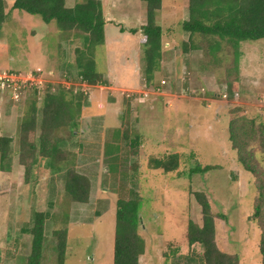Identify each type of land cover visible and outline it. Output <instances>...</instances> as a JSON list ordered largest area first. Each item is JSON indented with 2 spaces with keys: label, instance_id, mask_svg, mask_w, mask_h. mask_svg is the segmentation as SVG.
<instances>
[{
  "label": "rangeland",
  "instance_id": "1",
  "mask_svg": "<svg viewBox=\"0 0 264 264\" xmlns=\"http://www.w3.org/2000/svg\"><path fill=\"white\" fill-rule=\"evenodd\" d=\"M79 1L82 0H66V5L73 6ZM100 1L104 5L105 19L112 24L115 21L119 26L127 28V20L130 19L128 12L131 15L141 12V22H144V4H140V0ZM129 1L136 2L130 9ZM11 3L12 0H5L6 11H11ZM187 17L188 0H162L156 20L164 29H174L178 42L172 48L169 44L164 45V51H167L163 60L175 62L179 77L182 73L187 84L190 82L196 86L199 84L196 82H200L197 88L204 87L216 92L217 100L213 104L212 100L207 102L211 108L200 102L199 106L180 109L181 99L164 98L158 94L161 90H154L157 93L153 94L155 96L148 93L153 98H149V101L143 91L130 90L135 85L129 80L138 79L135 74L137 63L140 62V68L144 67L141 43L134 34L127 36L129 39L120 37L118 40L113 35L109 36L111 40H105L95 48L93 58L97 71L104 76L110 70L109 74L115 75V79L120 81V87H116L111 82V76L109 86L115 95L120 96L119 104L123 113L119 115L118 112H111L114 107L111 108V102H107L109 111H106L104 122L107 123V129L111 125H120L125 117V105L128 103L124 93H140L137 100L142 102L135 100L132 106L142 111L140 117L139 112L137 115V129L140 132L138 137L146 148L133 157L130 155L129 144L124 143L116 173L109 170L104 161L96 160V168L99 166V170L94 177H90V197L85 203L69 202L63 193V181L58 174L51 175L50 172L42 171L38 180L42 179L43 182L39 183L33 173L30 181L26 182L24 168L17 165L18 159L15 157L9 182L11 187L4 194H0V264H26L30 237L22 233L21 229L29 224L35 208L43 211L50 209L47 203L50 195H54L55 199L59 196V201L67 205L72 203L69 207V222L65 225L62 221H57L58 227L68 229L64 264H113L116 203L119 198L138 199V233L145 242V252L140 257V264H202L203 248L198 245L189 246L185 239L189 220L199 225L202 223L201 208L194 198V191L207 194L214 215L222 213L227 216V220L215 217V240L218 247L237 255L239 264L261 263L257 247L259 229L252 217L254 200L259 196L257 188L262 185L264 189V175L257 179L252 172L245 169L239 157L247 165L264 171L261 168L264 167V38L241 42L240 71L236 81L238 88L230 99L228 95L222 96L226 89L223 85L226 83L224 69L231 65L230 54L228 60H222L227 54V46L216 52V56L222 61L221 66L209 67L205 61H213L216 57L207 52V40L200 38L199 43L203 49L193 50L188 55L191 64L189 67L184 66L182 59L186 57L181 53L180 42L187 40L188 35L179 28L180 23ZM142 25L139 24L140 29H137L141 39ZM82 40V33L64 31L54 21L46 23L38 15L11 11L0 30V72L13 71V75L18 77L32 73L37 78V83H40V88L37 94L33 89L22 94L20 102H15L16 99L10 95L8 89L0 92V136H17L16 130L26 113L28 101L35 98L39 110L47 87L53 90L60 85L76 93L79 86L80 92H87L84 99L89 97L92 85L73 80L78 78L77 68L64 66L70 60L71 65L75 64V48L82 46ZM168 69L165 67V73L169 72ZM170 70L174 72L173 67ZM199 70L210 73V78L200 79ZM143 73L141 77L144 78ZM155 76L159 85V72ZM161 77L164 79V86L172 82L170 72L161 74ZM69 78L72 80H68ZM176 79L175 85L180 83V78ZM148 104L154 107L153 111H150ZM98 106L104 107L101 103ZM234 106L245 109L247 119L254 120L256 124L250 127L248 123L237 128L231 132L234 141H230L228 112ZM38 115L37 131L40 130L39 112ZM128 121L132 122L127 115L124 130H129ZM96 123L91 122L90 127H94ZM90 127L87 128L88 131L93 130ZM136 133L138 131L135 128L132 130L133 136ZM81 136L82 134L75 135V140L72 141L78 142ZM104 137L107 138L106 135ZM87 141L88 139L83 145ZM76 144L74 146L67 143L66 147L63 146L71 155L62 167L75 166L84 173L83 168L76 167L77 160L90 159L93 152L80 153L81 146ZM234 145L237 151L233 149ZM175 153L180 157L176 171L169 172L152 167L150 158H166ZM134 163H138L136 171L132 168ZM196 165L197 170L205 166L212 168L205 172L192 171ZM34 171H37V167ZM97 199L101 205H97ZM59 208L58 204L53 207L54 212H58ZM45 237L43 264H56L57 238L51 231Z\"/></svg>",
  "mask_w": 264,
  "mask_h": 264
},
{
  "label": "trees",
  "instance_id": "2",
  "mask_svg": "<svg viewBox=\"0 0 264 264\" xmlns=\"http://www.w3.org/2000/svg\"><path fill=\"white\" fill-rule=\"evenodd\" d=\"M144 4V24L141 26L142 39L140 40L144 56V81L147 91H154L159 86L155 80L156 72L160 71L162 52L165 45V37L174 35V29H164L156 20V14L162 7V0H141ZM11 11H19L31 15H38L49 23L56 22L57 26L64 31H76L83 34L82 46L75 48V66L77 68V79L88 85H104L106 83L102 73L96 69V61L93 58L95 48L105 41V16L102 1L82 0L73 6H67L66 0H12ZM11 11L5 10V0H0V30L9 18ZM115 23V22H114ZM180 31L188 35L187 40L180 42L183 54L193 50L203 49L199 39H206V49L215 60L207 59L205 63L220 67L222 61L216 56L223 46H227L225 59L230 54V64L225 67L226 88L224 92L230 99L238 88L237 75L240 71V44L243 41H256L264 38V0H188V17L180 23ZM174 30V31H173ZM178 29H176L177 31ZM132 32H136L133 30ZM174 32V33H173ZM213 57V58H214ZM13 73V71H9ZM232 78V79H231ZM68 80H72L69 78ZM72 82V81H71ZM160 84V83H159ZM197 88V87H196ZM37 90L35 94H37ZM212 92V93H210ZM198 93H200L198 91ZM217 97L213 90L205 88V94ZM195 94V93H193ZM140 94L126 97L128 101L139 99ZM85 94L74 93L72 89L61 87L51 90L47 87L42 106L38 110L35 98L28 101L26 113L21 118L17 136H0V194L10 186L14 158L17 157L19 167L24 168V179L29 182L33 173L37 181L42 171L50 172L51 175L58 174L63 181V193L69 202L85 203L90 197V177L78 171L75 166L62 167L71 153L65 145L71 143L82 150L84 139V128L81 124L82 108L84 106ZM40 113V130L37 131ZM230 141H234L231 134L244 124L254 127V120L247 119L246 110L234 106L228 112ZM82 127H84L82 129ZM253 131V130H252ZM66 133V135H62ZM82 134L78 142L75 135ZM124 137L129 144L130 155L137 156L140 153L142 141L137 135L131 136L129 130L124 131ZM16 140V144H15ZM77 140V138H76ZM233 144V143H232ZM237 151L236 146L233 147ZM179 154H171L166 158H150L153 168H162L164 171L177 170ZM244 164L245 169L252 172L257 179L264 175L259 168ZM135 164V165H134ZM132 168L136 171V164ZM37 167V171L34 170ZM192 171L205 172L212 166ZM264 168V167H261ZM36 181V182H37ZM259 196L254 200V212L252 220L259 229L257 247L259 249L261 263L264 264V189L262 185L257 188ZM4 194V193H3ZM194 198L201 208V221L199 225L192 220L187 223L185 239L189 246H201L203 248L202 264H239V258L220 249L216 243L215 217L227 220V216L220 213L214 215L211 211L210 200L203 191H194ZM50 195L47 203L50 209L43 211L34 209L32 216L21 232L30 237V251L26 258V264H43L45 256L46 235L48 231L57 238L55 250L57 253L56 264H64V252L67 228L58 227L57 221L65 225L70 219V206ZM59 205V211L54 212L53 207ZM116 223L114 232L113 264H140V257L145 252L144 239L138 233V199H121L116 203ZM53 212V214H52ZM55 214V215H54ZM60 218V219H59ZM55 227L56 229H53ZM58 228V229H57ZM1 257V249H0Z\"/></svg>",
  "mask_w": 264,
  "mask_h": 264
},
{
  "label": "crops",
  "instance_id": "3",
  "mask_svg": "<svg viewBox=\"0 0 264 264\" xmlns=\"http://www.w3.org/2000/svg\"><path fill=\"white\" fill-rule=\"evenodd\" d=\"M128 8L130 9L131 6L133 7L135 5L136 2H128ZM140 4L141 0H140ZM72 6V5H70ZM104 6V5H103ZM104 8V7H103ZM143 11V10H142ZM129 15V20L128 21V27L126 28V26H119V24L117 22H113L110 23L107 19H105V27H104V33H105V40L106 42L108 40H111L109 36H114L115 39H119L120 37L123 39H129V35L134 34L137 36V39H139V41L141 40L140 35L138 34L137 29H140L139 24H144V22L142 21V13L141 12H137L136 14H130V12L127 13ZM105 16V15H104ZM139 17V18H138ZM141 19V20H140ZM122 24V23H121ZM123 27V28H121ZM133 30H136V32H132ZM172 37V38H171ZM113 40V38H112ZM165 46L169 44L170 48L174 47L175 45H178V42L176 41V38L174 35H168L165 37ZM167 51V50H166ZM163 49L162 52V61H161V67H160V71H159V79L161 78V81L164 80L161 77V74H171V80L172 81L170 84L166 85L165 87H163L161 89V92L158 93L159 95H162V97L164 98H168V99H181L180 101L182 102L179 105V108L181 109L182 107H186L187 109L189 106H193V105H197L199 106L200 102H204L205 105L207 104L206 102L211 101L212 100V104L214 103V101H216L217 99H215L214 97H212L210 93L209 95H199L201 93H189L188 91V87H196L199 86L201 83L200 82H196L199 84L192 85V83L187 84V82H184V78L182 77V73L181 76L179 77L178 73H177V69H175V62L172 61H164V53L166 52ZM194 52V51H193ZM193 52H189L186 54H183L182 51L181 53L183 54L184 57L182 60H184L183 64L184 66L189 67V65L191 64V60L188 59V55H191V53ZM70 61H66L64 64L65 67L70 68L72 66L70 65ZM139 63H137V66L135 67V74L138 75V79L135 80H129L131 81L130 83H134L135 87L131 88L130 90H136L138 92H140L139 90L143 91L144 93L147 94L146 96V100L149 101V98H151V100H153V98L151 96H155L153 94H157L155 91H147L146 84H143V77H141L142 72H144V67L140 68L139 67ZM165 67L169 68V72L165 73ZM171 67L174 68V72L172 73L170 70ZM183 72V70H182ZM110 70H108V73H106L104 75L105 81H107L104 85H96V86H91L90 89V94L89 97L87 99H84V106L82 108L83 110V114H82V118H81V124L85 126L86 123V129L84 127H82V129L84 128V131H82V133H84V139L83 142L88 139V141L85 143V146L82 147V150L80 151V153H87L88 152H93V156L88 159V158H80L79 160H77V164L76 167L78 168H83L84 169V173L87 174L89 177H94V174L96 172H98L99 170V166L98 169L96 168V160H102L104 161L107 165H108V169L111 170L113 173H116L117 170L119 169V159H120V154L122 152V146L124 145V143H127V140L124 137V129H125V123H126V119H127V115L131 118L132 122L135 123L134 125H132V122L128 121L129 123V130H130V134L131 136H133L132 134V130L136 128V130L138 131V133H136L135 135L139 136V129H137V115L139 112V117L141 115V112L136 109L135 107L132 106V102L133 101H128V103H126L125 108H126V113H125V117L121 120L120 125L118 126H112L109 127L108 129L106 128L107 123L104 122V118L106 116V111H109V107H107V102H111L110 107H114L113 109H111L112 111L118 112V114H122L123 111L121 109V106L119 104V98L120 96H118L117 94L115 95V93H113L112 90H110L111 86L110 83H114V85L116 87H120V81L115 78H117L115 75H111L109 74ZM144 74V73H143ZM198 75L200 79H204V78H210V73L208 74V72L205 70H199L198 71ZM112 76V77H111ZM111 77V80H110ZM176 78H180V83L177 82V84L175 85L174 81H176ZM182 78V79H181ZM74 80V79H73ZM78 81V80H77ZM111 81V82H109ZM161 81L158 87H160L161 85ZM136 82V83H135ZM128 83V82H125ZM143 88H145L143 90ZM128 89V88H127ZM110 90V91H109ZM151 94L150 95H148ZM161 97V96H159ZM88 100V101H86ZM125 101V100H124ZM138 103L142 102L137 100ZM127 102V100L125 101ZM136 102V101H135ZM183 102H185V104H183ZM103 104L104 107H99L98 104ZM172 104V103H171ZM170 104V105H171ZM190 104V105H188ZM169 105V106H170ZM148 108L150 109V111H153L154 107L151 104L147 105ZM208 108H211L210 106ZM85 110V111H84ZM135 116V117H133ZM112 117H115V115H113ZM135 118V119H133ZM85 120V121H84ZM96 121V125L94 127H90L91 122ZM90 129L92 128L93 130L88 131L87 128ZM107 136V138H105L104 136ZM145 145L143 144L142 141V145L140 148V152L143 149L144 150ZM101 162V161H100ZM105 164V165H106ZM100 176V175H99ZM98 179L100 177H97ZM103 179V177H102ZM97 205L100 204L101 202L98 201V199L96 200Z\"/></svg>",
  "mask_w": 264,
  "mask_h": 264
},
{
  "label": "built area",
  "instance_id": "4",
  "mask_svg": "<svg viewBox=\"0 0 264 264\" xmlns=\"http://www.w3.org/2000/svg\"><path fill=\"white\" fill-rule=\"evenodd\" d=\"M36 79L37 78L32 73H30L28 75L25 74V76L20 75V77H18V76H14L13 73H8V72L1 73L0 72V92H2L3 89H5V88L8 89L10 95L13 96L16 99L15 102H17V101L21 100L22 94H25L28 90H32V89L33 90H39L38 88H40V87L38 84H40V83H37ZM70 83L71 82H69V84ZM164 85H165L164 81H161L160 87L156 88L157 92L160 91L163 87H165ZM76 90L81 91L79 86H77ZM188 91L190 93H195V94L198 93V91H199L201 94H205V88L204 87L195 88V87L189 86ZM84 92L87 93L86 91H84ZM135 94L136 93H134V92H131V93L126 92V93H124L123 96L126 95L129 98V97H133V95H135ZM222 96L226 97V94L223 93ZM206 105L209 106L208 104H206Z\"/></svg>",
  "mask_w": 264,
  "mask_h": 264
}]
</instances>
